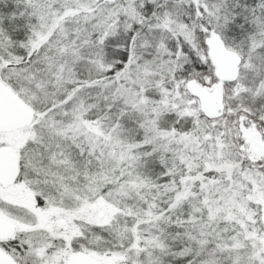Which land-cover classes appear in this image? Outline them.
<instances>
[{"label": "snow or ice", "instance_id": "obj_1", "mask_svg": "<svg viewBox=\"0 0 264 264\" xmlns=\"http://www.w3.org/2000/svg\"><path fill=\"white\" fill-rule=\"evenodd\" d=\"M0 264H264V0H0Z\"/></svg>", "mask_w": 264, "mask_h": 264}]
</instances>
